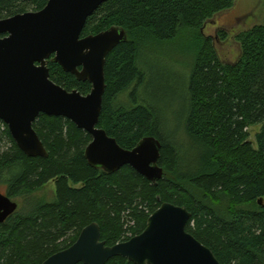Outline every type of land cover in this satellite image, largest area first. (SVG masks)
I'll list each match as a JSON object with an SVG mask.
<instances>
[{"label":"trees","instance_id":"1","mask_svg":"<svg viewBox=\"0 0 264 264\" xmlns=\"http://www.w3.org/2000/svg\"><path fill=\"white\" fill-rule=\"evenodd\" d=\"M48 2L0 0V21L39 12ZM235 2L110 0L88 19L83 37L113 26L127 34L107 58L99 127L127 150L146 137L158 139L163 179L155 186L129 166L114 174L92 167L85 157L92 137L68 119L41 114L34 123L45 158L28 157L0 121V193L14 200L54 181L57 196L17 210L0 225V264H43L92 223L107 246L126 242L164 203L189 210L187 231L220 264H264V21L238 35L242 54L233 64L223 63L212 38L202 35L205 24ZM186 39L194 61L172 128L141 93L152 56L145 47ZM48 67L51 80L67 91L91 92L89 82L51 61ZM255 126L261 129L252 142ZM106 264L134 263L116 257Z\"/></svg>","mask_w":264,"mask_h":264},{"label":"water","instance_id":"2","mask_svg":"<svg viewBox=\"0 0 264 264\" xmlns=\"http://www.w3.org/2000/svg\"><path fill=\"white\" fill-rule=\"evenodd\" d=\"M109 1L49 0L39 12L0 21V121L28 157L45 158L48 152L34 123L41 114L68 119L92 137L85 152L92 167L114 174L129 166L157 186L164 176L159 165L160 141L146 137L127 150L99 127L107 58L127 42V34L119 26L86 37L83 31L88 19ZM50 61L78 81L89 82L91 92H70L53 82ZM18 208L0 193V225ZM190 220L187 208L164 203L150 216L141 234L114 246L101 240L99 224L92 223L72 246L43 264H106L116 257L134 264H220L214 253L187 231Z\"/></svg>","mask_w":264,"mask_h":264},{"label":"rangeland","instance_id":"3","mask_svg":"<svg viewBox=\"0 0 264 264\" xmlns=\"http://www.w3.org/2000/svg\"><path fill=\"white\" fill-rule=\"evenodd\" d=\"M263 21L264 0H236L232 9L216 15L205 24L202 35L205 38H212L215 50L223 63L233 64L242 54L241 45L237 41L238 35L262 24ZM191 47L187 39L184 42L180 40L161 46L156 44L145 47L152 56L147 61L148 76L141 93L157 108L164 111L163 114L172 128L182 115L184 95L190 79V67L194 61ZM123 100H125L124 96L120 98V101ZM260 129L261 126L249 128L250 141L255 142L256 134ZM0 192L5 193V188L0 189ZM56 197V184L52 181L35 193L13 201L18 204V212H24L34 203H53ZM262 203L264 204V199Z\"/></svg>","mask_w":264,"mask_h":264}]
</instances>
